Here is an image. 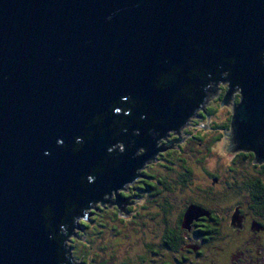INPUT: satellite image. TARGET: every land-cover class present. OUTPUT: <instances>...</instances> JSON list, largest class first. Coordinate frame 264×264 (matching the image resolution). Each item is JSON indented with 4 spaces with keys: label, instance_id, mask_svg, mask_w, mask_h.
<instances>
[{
    "label": "water",
    "instance_id": "water-1",
    "mask_svg": "<svg viewBox=\"0 0 264 264\" xmlns=\"http://www.w3.org/2000/svg\"><path fill=\"white\" fill-rule=\"evenodd\" d=\"M223 79L231 155L263 166L264 0H0V264H64L62 227L112 212Z\"/></svg>",
    "mask_w": 264,
    "mask_h": 264
},
{
    "label": "flooded vegetation",
    "instance_id": "flooded-vegetation-1",
    "mask_svg": "<svg viewBox=\"0 0 264 264\" xmlns=\"http://www.w3.org/2000/svg\"><path fill=\"white\" fill-rule=\"evenodd\" d=\"M223 80L210 81V86L214 85L215 88L208 90L204 87L206 95L214 94L217 96L215 100L221 103L228 90V86L225 85L224 89L218 88L221 82H226L225 79ZM240 100L239 95L233 107L237 106ZM114 113L125 112L118 109ZM205 117L209 116L204 115L203 118ZM119 144L126 147L122 142ZM116 150L113 147L112 151ZM233 158L234 161L230 160V163L227 160H219L222 169L213 166L208 171L207 167L202 169L203 183L201 185L192 183L193 189L188 193L184 192L187 195L179 203L171 201L167 195L166 197L162 195L164 190L174 195V188H169L168 185L163 184L161 191L154 194L155 188L147 183L149 177L146 169L143 170L144 173L141 172V179L136 184H130L125 189L124 185L120 189L117 194L119 201L112 209L110 213L112 215L118 211L127 218L133 217V213H129L128 209L138 205L142 193L145 194L142 199L150 198L152 199L150 203L156 206L146 231L140 264H264V191L259 193L258 191L263 190V187L253 182L256 178L254 176L258 173L263 176L264 181V173H261L264 171V165L255 164V161L249 158V153H238L233 155ZM238 162L240 166L237 165ZM244 166H248V169ZM187 172H182L180 175L189 174L192 180L194 174L191 175V171ZM152 194L154 196H151ZM174 202L177 203L173 204ZM101 203L105 205L106 201ZM101 205L97 207L91 205L90 210L85 212V217L79 220L70 232L63 233L66 255L64 264H84L74 257L72 253L74 247L70 244L75 238L83 241L78 233L85 232L86 227L82 226L80 221L94 226L95 211L102 213L98 208L102 207ZM108 209L104 206L103 211L109 214ZM193 210L197 214L195 212L194 217L190 219L187 214ZM165 214L168 216V221L163 220ZM172 214L173 216L170 217ZM174 216L176 218L171 220ZM130 261L125 259L121 264H130Z\"/></svg>",
    "mask_w": 264,
    "mask_h": 264
},
{
    "label": "rangeland",
    "instance_id": "rangeland-1",
    "mask_svg": "<svg viewBox=\"0 0 264 264\" xmlns=\"http://www.w3.org/2000/svg\"><path fill=\"white\" fill-rule=\"evenodd\" d=\"M222 89H224V87ZM221 92L222 91H220V93ZM239 95L240 93L228 101L227 110H221L227 97V92L225 97H223L224 99L222 103L215 100L217 96L214 94H211L210 97L205 96V107H199L201 114L196 113V121L185 124L182 133H176V139L162 147V151L170 149V153L151 165L150 167L152 168L148 167L146 169L147 172L149 171L157 173V175L162 176V178L164 177L166 184L169 186V188H174V192L176 193L173 195L164 190V192L162 191V195L165 197L167 195L171 201H177L179 203L184 200L183 197L187 195L184 192L188 193L190 189H193L194 185L192 183H198L200 185L203 183L204 174L201 173V168H198L195 166V164H193L201 155H204L205 162H207V171L212 166L215 168L221 167L222 169L219 160H227L229 163L231 162L230 160L234 161L233 155H231L232 112L234 109L233 105L236 103L237 97H239ZM201 115H206L209 117H205L204 119L203 116L201 117ZM229 125L231 126L230 129L227 128ZM174 150L176 152H173ZM179 159H181L182 162L186 160V165L192 169L191 174H194V178L186 185L181 184V177L179 176L182 172L185 173L187 169L185 168L184 163H182ZM237 165L240 166L241 164L238 162ZM247 167L248 166H246L245 169H248ZM140 174L141 173H139L131 182L132 185L133 183L136 184L141 179ZM140 196V199H142L145 194L142 193ZM177 202H174L173 204ZM139 203L141 204V201H139ZM135 210L133 211L134 216L137 212L140 213L141 211L139 207ZM195 212L196 211L193 210L192 212H189L187 216L192 219V217L197 214V212ZM110 213L111 212H109V214ZM172 216L173 214L170 217ZM174 218H176V216L171 218V220ZM102 220L103 222L107 223L109 228L115 224L112 223L108 217L106 219L102 218ZM138 221L139 222H137V224L134 223V225L130 227L131 233L134 232L135 234L131 240L132 245H125L124 248H117L116 251H113L112 249L110 252H108V255L102 256L99 254V259H112L113 261V258H115L112 264H120L125 259H131L130 264H140L138 257H140V254L143 253L142 248H140L142 247V218H139ZM95 242L96 244H105V240H103L101 237L95 239ZM137 246L139 247V251L137 250ZM84 251H86V249H84Z\"/></svg>",
    "mask_w": 264,
    "mask_h": 264
},
{
    "label": "trees",
    "instance_id": "trees-1",
    "mask_svg": "<svg viewBox=\"0 0 264 264\" xmlns=\"http://www.w3.org/2000/svg\"><path fill=\"white\" fill-rule=\"evenodd\" d=\"M184 97H185V95H184ZM227 128L230 129L231 126L229 125ZM129 147L126 146V148H129ZM249 158H251L252 161H255V154L249 153ZM179 160L181 161V159H179ZM185 162H186V160L182 163H184V166L187 169L186 171H188L187 173H189L190 171L192 172V169L189 168ZM193 164H195V166H197L198 168H201V173H202V169L207 167L204 155H201L197 159V161ZM191 172H190V174H191ZM142 173H144V171ZM261 173H264V171H262ZM147 174L149 177L147 183L151 187L155 188L154 194L161 191V186L163 184H164V186H167L164 177L162 178V176L157 175V173H153V172H149V171L147 172ZM255 177L257 178V180ZM181 178L183 180H181L180 182L183 185H185L189 181H191V177H189V174L187 176H181ZM254 178H255V180H253V182H256L258 185H260V187H263V190H259L258 192L260 193L261 191H264L263 176L258 173L254 176ZM187 180H188V182H187ZM156 190H158V191H156ZM154 194H152L151 196H154ZM151 200L152 199H150V198L140 199L139 201H141V204L138 203V201H137L138 205L133 206L132 208L130 207L128 209V212L133 213V211L135 209H137L138 207H139V209H141V211H140V213L137 212L135 217L133 216V217H129V218H127L126 215L123 216V215L119 214L118 211H116L113 215L108 214L107 212L103 211L102 207L99 206L98 208L100 209V211H102V213L95 211L96 215L94 217V220H95L96 224L94 226H92L90 223H87L85 221H80V224L82 226L86 227V231L78 233V236L83 238V241H79V239H77V238L72 239V241H71L72 243L70 245H71V247H74V250L72 252L74 257L77 260L82 261L84 264H112L114 262L115 258H113L114 259L113 261H112V259L111 260H108V259L101 260V259H99V254L102 256L108 255V252H110V250H112V249H113V251H116L117 248L120 249V248H124L125 245L126 246L132 245L131 240L135 234H134V232L131 233L130 227L132 225H134V223L137 224V222H139L138 221L139 218H142V221H143L142 222V232H141L142 233L141 234V236H142V247H140V248H142V251H144L143 247H144V239H145L146 231L148 230V227H149L148 225L151 222L150 221L151 215L154 214V211L156 208V206H154L153 203H150ZM107 217L112 221V223H115L114 225H112L111 228H109L107 223L103 222V220H102V218L106 219ZM163 220L168 221V216L166 214H165V217ZM156 221H159V220H156ZM77 222H79V221L77 220ZM65 231H66L65 226H63L62 227V233H64ZM97 236L101 237L103 240H105L104 245L103 244H96L95 239L98 238ZM63 246H64V243H63ZM84 249H86V251H84ZM137 250L139 251L138 246H137ZM138 259H141V258L138 257Z\"/></svg>",
    "mask_w": 264,
    "mask_h": 264
}]
</instances>
